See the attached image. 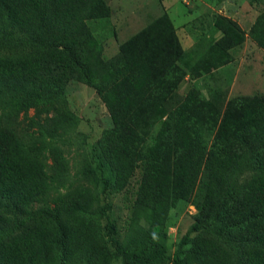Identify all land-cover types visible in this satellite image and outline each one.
<instances>
[{
    "label": "trees",
    "instance_id": "obj_1",
    "mask_svg": "<svg viewBox=\"0 0 264 264\" xmlns=\"http://www.w3.org/2000/svg\"><path fill=\"white\" fill-rule=\"evenodd\" d=\"M108 12L104 0H0V264H114L117 252L123 264H264V95L226 102L218 90L208 99L195 87L179 94L183 75L174 63L182 50L167 13L120 44L126 73L100 94L111 126L92 162L104 187L121 192L139 170L124 250L109 206L94 190L78 186L68 196L55 190L66 162L54 139L77 118L42 84L83 81L87 71L111 63L86 25ZM214 25L223 36L193 72L222 67L245 40L231 20L217 17ZM248 34L264 50V12ZM251 159L259 172L240 194L234 183ZM182 200L199 210L192 230L213 216L240 227L223 235L237 254L218 231L191 238L189 230L171 257L164 234L136 224L144 213L149 226L161 225Z\"/></svg>",
    "mask_w": 264,
    "mask_h": 264
},
{
    "label": "rangeland",
    "instance_id": "obj_2",
    "mask_svg": "<svg viewBox=\"0 0 264 264\" xmlns=\"http://www.w3.org/2000/svg\"><path fill=\"white\" fill-rule=\"evenodd\" d=\"M104 3L109 9L108 14L89 19L86 25L102 46L101 56L103 59L112 60L111 63L102 70L87 71L83 81L58 79L44 82L42 87L46 93L57 97L77 118V125L68 134L54 139L66 162L64 178L56 185L55 190L67 196L78 186L94 190L101 205L109 206L114 236L124 250L127 234L136 216L133 203L139 170L137 168L128 188L114 192L104 187L92 162V152L98 139L111 126L109 113L100 94L126 73L125 62L117 55L120 44L163 13H167L182 50V56L174 63L175 69L183 75L177 88L179 94L185 95L190 87H195L200 91L201 98L208 99L212 90H218L226 102L242 95H264V50L248 34L257 15L264 12V0H104ZM217 17L234 22L245 35V40L229 50L230 58L222 67L209 72H204V69L193 72L191 67L223 36L222 31L214 25ZM159 125L156 124L154 133ZM86 163L90 167H85ZM258 172L256 163L251 159L237 177L234 189L242 194V185L246 178ZM242 207L241 203L237 204V208ZM198 218L199 210L195 205L191 201L182 200L169 208L161 225L149 226L144 213L138 215L136 224L164 234L167 253L171 257L174 256L181 238L189 230L191 238L199 232L209 230L214 234L218 231L223 238L225 231L233 234L240 229L229 226L230 219L227 217L219 220L218 216H213L201 229L192 230V226L199 221ZM100 221L102 225L105 224L102 216ZM1 235L4 233L0 232ZM223 240L229 242L236 255L237 244L225 237ZM108 246L115 251L110 243ZM189 247L190 244H187L182 249L188 250ZM123 263V254L117 252L114 264ZM163 264H172V260Z\"/></svg>",
    "mask_w": 264,
    "mask_h": 264
}]
</instances>
